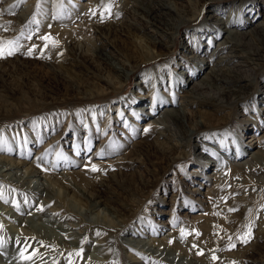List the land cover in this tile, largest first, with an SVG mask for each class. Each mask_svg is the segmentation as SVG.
<instances>
[{
	"label": "rangeland",
	"instance_id": "1",
	"mask_svg": "<svg viewBox=\"0 0 264 264\" xmlns=\"http://www.w3.org/2000/svg\"><path fill=\"white\" fill-rule=\"evenodd\" d=\"M11 1L0 0V8L6 5L12 9L9 13H0V28L4 24L8 26L7 30H0V39L6 38L3 35L13 34L14 38L11 36L9 41H17L19 38L20 48L15 55L0 59V69L11 74L3 77L5 80L0 78V100L10 103L0 114V154L17 161H26L20 172L27 167H35L39 173L43 168H49L57 182L54 186L60 189L61 196L69 201L68 204L80 216L90 220L100 213L108 221L125 219L122 230L111 231V241L116 242L118 239L122 242L130 229L142 231V238L152 241L163 240L172 233L184 237L186 245L183 248L189 251L194 245V248L200 249L202 243L209 240L210 231L206 230L211 227L212 231L217 230L214 231L217 238H222L218 240L217 250L212 252L220 261L264 264V170L257 171L256 160L244 156L250 148L264 157V50L259 60L242 62V74L247 80L242 82L234 95L225 99L227 108L216 106L211 109V115L214 113V116H210L213 119L210 127L197 132L190 139V144H185L186 147L178 148L173 155L163 153L148 129L150 120L164 111L165 104L157 107L158 99L166 91L169 93L181 78L175 74L182 68L176 66L173 60H180L182 64L183 60L192 61V54L201 57L199 64H203L205 69L197 77L190 73L192 76H189L191 80L188 89L219 58L229 54L227 52L231 46L225 52L218 50L215 53L217 44L226 33L225 24L213 22L214 15H229L233 23L230 28L236 31L256 32L247 36V50L254 49L251 47L264 49V0H173L189 19L176 33L179 42L175 43V40L162 34H154L160 44L158 51L163 50L162 55L152 62L142 64L127 82L115 79L111 84L85 76L82 66L75 67V72L69 73L59 63L45 58L35 50L31 56L25 54L47 30L60 28L70 31L84 25L92 0H33V4H29L31 0H16L17 7H13ZM25 8L32 11L30 21L23 26L15 24ZM116 8L113 6L111 9ZM5 18L13 21L4 23L1 19ZM123 18L134 20L130 16ZM135 21L139 26L145 22L140 17H136ZM200 30L204 35L202 38L199 37ZM77 32L84 35V38L88 37L89 41L92 38L99 47L106 46L108 52L120 57L131 53L129 41L135 39L133 35L132 39H126L117 33L102 35L98 31ZM145 33L150 35V32ZM259 36L263 39L261 43L257 40ZM78 43L80 51L75 53L73 49L72 55L81 60L80 52L84 48L82 41L76 40L73 48ZM185 45L190 50L187 49L181 55ZM201 46L203 51L198 52L199 49L195 47ZM241 59L246 60L244 57ZM81 61L83 67L99 73L97 59L87 57ZM137 61L135 57L127 63L137 65ZM153 67L162 68L165 79L164 82L161 79L155 82L161 94L153 96L156 101L152 106V97L147 95V91L153 82L149 80L141 84L140 81L146 69ZM108 75L106 73L103 77ZM187 76L182 77L184 81ZM81 83L83 88L79 87ZM88 85L91 87L86 89ZM164 85L165 88L162 87ZM139 90L146 95L143 98L147 97L149 104L141 103L143 99L134 98V91ZM6 92L15 93L7 96ZM175 95L176 101L181 100L183 88ZM141 105L145 106L144 110H134ZM189 125L196 127L193 122ZM162 130L168 131L164 128ZM202 135H207L209 139L204 140ZM163 139L167 141L165 137ZM184 141L180 140V145ZM255 143H259V146L251 148ZM92 165L100 170L92 171ZM63 175L72 180L73 186H77L79 191L89 189L97 193L100 207L91 210L89 203L76 198L70 192L72 185L68 180H60ZM31 178L35 181L36 177ZM17 188L12 187L11 196L0 188V202L9 207H13L14 202L25 204L29 199L15 197L13 194ZM4 196L9 199H4ZM43 199V195L33 197L30 200L32 203L29 205L27 202L28 206L19 213L23 216L34 213ZM53 205L47 210H52ZM42 218L47 216L43 215ZM76 220L79 221L80 217ZM249 230L251 235L245 243L239 237ZM20 231L25 233L19 234ZM84 233L86 236L81 245L82 252L63 251L61 259H57L54 264H91L93 262L87 254L97 247V243H101L98 245L104 249L110 248V241L106 243L101 240L102 234L96 231V226ZM31 236V230L23 224L0 214V241L3 242L0 243V264H28L30 259H22L21 253L29 256L30 248L39 246L35 240H29ZM117 251L119 256H125L121 250ZM212 253L207 252L204 256L209 258ZM151 258L154 257L149 255L145 262L140 257V261L142 264H164L161 260L155 263ZM125 259L120 258L123 264H129ZM120 263L106 261L102 264ZM183 264L191 263L188 261Z\"/></svg>",
	"mask_w": 264,
	"mask_h": 264
},
{
	"label": "bare ground",
	"instance_id": "2",
	"mask_svg": "<svg viewBox=\"0 0 264 264\" xmlns=\"http://www.w3.org/2000/svg\"><path fill=\"white\" fill-rule=\"evenodd\" d=\"M17 1H11L13 7H17ZM54 2H56V0ZM109 3L112 5V7H117L116 10L111 9L110 16L108 12L105 11V8ZM29 4H33V0H31ZM54 5H57V3H54ZM89 6L90 11L87 12L84 19L86 22V25L84 24L85 26L81 24L79 28L70 31L60 28L47 30L40 37L48 35L50 39L45 41L39 37L37 43L34 44L36 46L35 51L38 54L43 52V56L45 58L57 62V64L59 63V66L62 67L66 72L70 71L69 73H73V69H75V67L82 66V68H84L83 74H85V76L91 77L93 80H104L107 83L109 82V84H111V81L115 79H124L127 82L142 64L144 65L146 63L152 62L162 55L163 50L158 51V45L160 44L158 41H156L154 34H162L166 37L168 36L175 40V43H177L179 42V39L176 37V33L185 23H187V21H189V19L186 17V12L183 9L178 8L177 4L173 0H92L90 1ZM11 11L12 9L7 8L6 5H3L2 8H0L1 14H6ZM31 14L32 11L30 9H23L15 20L16 23H14L19 24L20 26L27 24V22L31 19ZM102 16L108 18L102 20ZM127 16L132 17L134 20L131 21L129 19L123 18ZM119 17L122 18L119 20ZM136 17H140V19H143L145 22L139 26L138 22L135 21ZM214 19L213 22L216 24H225L224 32L226 33L224 39L217 44L218 48L216 47L217 49H214L215 53H217L218 50L220 52L224 50L226 51L227 47L231 46L229 48L230 51L227 52L229 54L219 58L215 64L210 66V70L206 71L205 75L188 89L187 87L190 83L189 80H191L189 76H192L190 73L197 77L205 69L203 64H199V62H201V57L199 58V55L192 54L190 55L192 61L183 60L181 61L182 64H180V60H173L176 66H180V68H182L175 74H178V76L180 75L181 78L178 81V84H175L174 87L172 86L173 88L169 93L166 91L164 96L158 99L156 105L159 107V104H165V107L163 108L164 111H162L161 115H155L154 118L150 120V127L148 128L149 134L155 136V142L158 143L160 151L163 153L172 154L176 152L178 148H182L183 146L186 147L185 144H190V139L197 132H199L201 129L210 127V123L213 121L210 116H214V113L211 115V109L216 106L220 108H227L228 104H226L225 99L230 95H234L235 91H237L236 89L240 88L242 82L247 80L245 75L242 74V62L259 60V58L262 56V51L264 49L261 47H251L254 48L252 50L246 49L247 42H245V40L247 39L248 35L256 33L254 30L249 32H241L230 28L231 25L233 26V23L229 15H214ZM11 20L12 19L9 21L6 18L1 19L2 22L7 24L10 23ZM234 26L237 27L239 25ZM7 29L8 26L5 24L0 28L2 31ZM78 30L88 33L98 31L102 35L103 33H105V35H108V33H117L124 35L126 39H132L131 35H133L135 36V39L129 41V50H131V53L122 55V57H120L119 55H115L110 51L108 52L106 50V46L99 47L95 45L92 38L89 41L88 37H86L87 39L84 38V35L82 36L79 32H77ZM144 31L150 32V35L148 36ZM198 32H200L201 35L199 37L202 38L204 36L203 33L201 30ZM3 36L6 38L0 39V41H9V39L13 37V34H11L12 37L9 35ZM257 38L259 43L263 41L260 36ZM52 40H55L58 43L53 46ZM76 40H81L84 44V48L81 49L80 52L81 60L87 57L91 59H97L99 73L89 70L87 67H83L82 61L77 60V58L72 55L74 54L73 49H75V53L80 51L79 43L76 44L77 47L74 46L73 48V44L76 43ZM46 44L47 47H45ZM71 45L72 48L70 47ZM32 47L33 45L31 48ZM209 47L210 43L208 45V50ZM183 48V51L180 53L181 55L185 54L187 49L190 50L188 45H185ZM195 48L199 49L198 52L203 51V46H201V48ZM238 52L245 54L241 55L238 54ZM135 57L138 59L137 65H129L127 62L131 61V59ZM243 57L246 60L241 59ZM186 58L189 57L187 56ZM202 59L205 58L202 57ZM67 61L70 62H68V65L66 63ZM46 62L49 63L48 61ZM187 63L189 68L186 66ZM190 63L192 66H189ZM146 70L147 72H145L141 77L140 83L145 84L149 80L153 82V85L147 91V95L152 97L150 104L153 106L154 102L156 101L153 96L159 95V93L161 94L159 86L156 85L155 82L160 79L161 82H164L165 75H163L162 68L153 67L150 70ZM103 72L105 74L108 73L109 75L104 78L103 75L105 74ZM10 75L8 72L0 69V78L2 80H5L3 77ZM186 75L188 76L186 77L185 82L182 77H185ZM169 79H171V77ZM94 86L96 85H93V87ZM79 87L83 88L84 85L81 83ZM90 87L91 85H88L86 86V89ZM162 87L165 88V85ZM180 88H183L182 99L176 101L175 94H177ZM6 90H8V88ZM142 92L143 91L141 90L134 91V98L143 99L140 101L141 103L149 104L147 103V97L143 98L146 95L141 94ZM6 93L8 94L7 96H9L15 92ZM134 98H132V100ZM9 104V101L0 100V114H2L1 110H3L4 107H8ZM144 107V105H141L134 108V110L141 111L144 110ZM191 122L195 124V128H192L189 125ZM163 128L168 129V131H163ZM163 137H165L167 141H164V139L161 140ZM202 138L204 140L205 138L209 139L207 135H202ZM175 139L178 141L174 142L173 140ZM180 140H185L187 143L184 141L183 145H180L182 144ZM196 141L199 140L196 139ZM200 141L203 143L202 140ZM254 146H259V143H255L252 145V147H250L254 148ZM249 149L247 150L248 154L244 156H250L251 158L253 157V159L256 160V164L258 165L256 170L263 171L264 157L257 155V152H253V150ZM216 151L218 150L216 149ZM262 155H264V151ZM25 162L26 161H17V159H12L0 154V188H3L4 192H6V195L11 196L12 187H19V189L17 188L14 190L13 194L15 197L29 199L27 201L29 205L32 203L30 200H32L33 197L43 195L44 199L41 202V205L44 206L43 210H38L40 207L39 206L34 213L23 216L19 212L24 211L25 207L28 206L27 202L25 204L14 202L13 207L6 206L0 202V214L8 216L13 221L21 223L26 228L31 230L32 236L29 237V240L33 239L37 244H39V246L35 247L34 249L30 248L29 255L32 256V259H30L28 264H54L57 259H61V254L63 251L69 250L72 253V251L81 250V245L84 242V238L86 236L84 232L89 231L92 226H96V231L102 234L101 240L106 243L110 241V248L104 249L98 245L101 243H97V247L87 254L90 260L93 262L91 264H102L106 261H108V263H120V258L123 257L124 259L126 258L125 260H127L129 264H142L140 257H143L146 262L149 255L154 257L153 259L151 258V260H154V262L156 261L155 263H157L158 260H161L164 262V264H183V262L187 263L188 261L191 264H231L220 261L217 255L212 253L217 250L219 245L218 240H222V238H217V233L214 234L217 230L215 229L216 231L214 230V232L212 231L211 227L210 229L207 227L208 229L206 230L207 232L210 231L208 232L209 240H205L204 244L202 243L200 249L192 247V250L189 251L183 248L184 245H186V240L184 237H179L178 235L172 233H169L163 240L156 239L155 241H152L142 238V235H144L142 231L139 230L141 232L140 233L137 230L130 229L127 233H125V236L122 238V242L118 239L116 242L111 241L109 236L111 231L122 230L125 219L122 221H108L104 215L100 216V213H98L96 217H91L90 220L80 216L73 210L71 204H68L69 201L65 199V197L61 196L60 189L54 186V184L56 185L57 182L54 181L55 177L51 175V170L49 168L45 167V169L43 168L42 170L43 172L41 171L39 173L37 168L34 167L30 169L27 167L22 170V172H20L19 170H21L22 165ZM25 172L28 174L26 175ZM31 177H36L35 181H32ZM61 179L68 180L70 185H72L70 192H73L76 198L83 199L89 203L90 206L88 207L91 210H96L98 207H100L101 201H97L99 196L97 193L90 192L89 189H81L79 191L77 186H73L74 184L72 183V180L66 178L65 175L60 176V180ZM5 198L7 199L8 197L4 196V199ZM19 204L22 206H18ZM52 204H54L52 206V210H47V208ZM103 209L107 210V207L103 206ZM61 211L62 214L60 215L59 213ZM43 215H46L47 218L43 219ZM57 215H60V217ZM112 216L117 218L114 215ZM79 217L80 220L77 221L76 219ZM87 220H89V222H87ZM202 232L204 231L202 230ZM24 233L25 232L23 231L19 232V234ZM262 234L264 235V231ZM22 238L24 239L26 237L22 236ZM117 250H121L126 257L119 256ZM207 252L212 253L209 258L204 256V254ZM121 263L123 264L122 261Z\"/></svg>",
	"mask_w": 264,
	"mask_h": 264
},
{
	"label": "snow or ice",
	"instance_id": "3",
	"mask_svg": "<svg viewBox=\"0 0 264 264\" xmlns=\"http://www.w3.org/2000/svg\"><path fill=\"white\" fill-rule=\"evenodd\" d=\"M111 7H112V5L109 3L106 6V8H105V11L108 12L109 16L111 14ZM106 18H108V17H105V16H102L101 17L102 20L103 19H106ZM35 22L36 21H33V23H35ZM18 39L19 38H17V41H0V58H7L8 56H12V55H15L16 54V52L20 48V45L18 43ZM40 39L45 40V41H48L50 39V37L48 35H46V36L40 37ZM57 43H58L57 41L52 40L53 46H55ZM35 47L36 46L33 45V47L31 49H29L28 52L25 53V54L28 55V56H31L33 54L34 50H35ZM45 47H47V44L45 45ZM41 55L43 56V52L41 53ZM91 170L92 171H99L100 169H98L97 166L92 165ZM43 207H44L43 205H40V207L38 208V210H41L42 211L43 210ZM230 211H232V209H230ZM97 235H99V233H97ZM183 235H184V232L182 230V236ZM197 235H199V234L197 233ZM250 235H251V233H250V230H249V232L245 233L244 235L240 236L239 238L246 243L247 242V238ZM229 239H231V238H229ZM0 243H3V242L0 241ZM194 247H195V245H194ZM233 247H234V245H233ZM81 252H82V249H81ZM21 258L22 259H32V256H30V255L29 256H25L23 253H21Z\"/></svg>",
	"mask_w": 264,
	"mask_h": 264
}]
</instances>
